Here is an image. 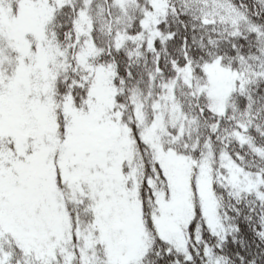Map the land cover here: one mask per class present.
Wrapping results in <instances>:
<instances>
[{
  "label": "snow or ice",
  "instance_id": "1",
  "mask_svg": "<svg viewBox=\"0 0 264 264\" xmlns=\"http://www.w3.org/2000/svg\"><path fill=\"white\" fill-rule=\"evenodd\" d=\"M0 264H264V0H0Z\"/></svg>",
  "mask_w": 264,
  "mask_h": 264
}]
</instances>
